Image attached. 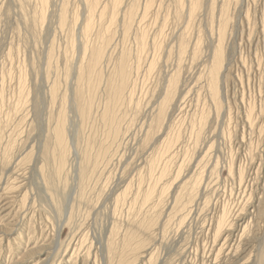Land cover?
Masks as SVG:
<instances>
[{
    "label": "rangeland",
    "instance_id": "obj_1",
    "mask_svg": "<svg viewBox=\"0 0 264 264\" xmlns=\"http://www.w3.org/2000/svg\"><path fill=\"white\" fill-rule=\"evenodd\" d=\"M203 263L264 264V0H0V264Z\"/></svg>",
    "mask_w": 264,
    "mask_h": 264
},
{
    "label": "bare ground",
    "instance_id": "obj_2",
    "mask_svg": "<svg viewBox=\"0 0 264 264\" xmlns=\"http://www.w3.org/2000/svg\"><path fill=\"white\" fill-rule=\"evenodd\" d=\"M86 29H87V27L85 28V30H86ZM88 29H89V27H88ZM218 51H219V50H218ZM215 55H216V53H215ZM219 55H220V54H218V56L216 55L214 66L212 65V66H213V69H212L211 72H209V73H211V77H210V83H209V81H208V84H209V87H208V88H209V91L211 92V94H212L213 97H214V96L216 97V94H217V89H216V88H217V76H218L217 73H218V71H219V69H220V59L218 58ZM213 60H214V59H213ZM207 86H208V85H207ZM209 95H210V94H209ZM261 127H262V126H261ZM256 134H257V133H256ZM255 137H256V136H255ZM168 144H171V142H168ZM249 144H250V143H249ZM60 146H61V145H60ZM62 147H63V146H62ZM235 149H236V148H235ZM196 160H197V159H196ZM211 160H212V159H211ZM165 162H166V161H165ZM207 163H208V162H207ZM208 165H209V164H208ZM163 166H164V165H163ZM181 168H182V167H181ZM236 169H237V168H236ZM179 172H180V171H179ZM162 174H163V173H162ZM199 174H200V173H199ZM204 174H205V173H204ZM234 175H235V174H234ZM205 176H206V175H205ZM194 179H195V178H194ZM199 179H200V178H199ZM202 179H203V178H202ZM195 180H196V179H195ZM197 182L199 183L200 181L198 180ZM203 182H204V181H203ZM203 182H202V183H203ZM186 183H187V182H186ZM194 183H195V182H194ZM204 183H205V182H204ZM250 183H251V182H250ZM184 184H185V182H184ZM191 184H193L192 181H191ZM196 185H197V184H196ZM199 185H201V184H198V186H199ZM203 186H204V185H203ZM207 186H208V183H207ZM184 187L186 188L187 186H184ZM184 187H183V188H184ZM194 187H197V186L194 185V186H192L191 189L193 190ZM200 187H201V186H200ZM178 188H179V187H178ZM186 190H187V189H186ZM186 190H185V191H186ZM192 190H191L190 192H192ZM195 190H196V188H195ZM195 190H194V191H195ZM198 190H199V188H198ZM201 190H202V189H201ZM205 190H206V189H205ZM182 191H183V190H182ZM180 192H181V191H180ZM187 192H188V191H187ZM190 192H189V193H190ZM195 192H196V191H195ZM198 192H199V191H198ZM214 193H215V192H214ZM178 194H179V193H178ZM185 194H187V193H185ZM191 194H192V193H191ZM193 194H194V192H193ZM189 196H190V194H189ZM4 197H5V196H4ZM175 197H176V196H175ZM179 197H180V196L178 195L176 198H179ZM191 197H192V196H191ZM7 198H8V197H7ZM149 198H150V197H149ZM176 198H175V199H176ZM192 198H193V197H192ZM219 198H221V197H219ZM234 200H235V199H234ZM175 201H176V200H175ZM188 201H189V199H188ZM177 202H178V201H177ZM186 202H187V200H186ZM189 202H190V201H189ZM175 203H176V202H175ZM178 203H179V202H178ZM217 203H218V202H217ZM8 204H9V203H8ZM183 204H184V203H183ZM185 205H186V204H185ZM185 205H184V206H185ZM179 206H180V205H179ZM182 206H183V205H182ZM256 206H257V205H256ZM183 208H184V207H183ZM221 213H222V215L225 214V213L223 214V212H221ZM5 215H7V214H5ZM5 215H4V217H5ZM222 217H223V216H222ZM222 217H221V218L219 217V218H220V220H219V222H218L219 224H216V225H217V226H216L217 229L215 228L216 231L214 230V231H215L214 233H216V237L219 236L220 232H223L222 230H223L225 224L222 223L223 221H221V220H222ZM219 218H218V219H219ZM224 220H225V219H224ZM223 224H224V225H223ZM232 225H233V224H232ZM245 225H246V224H245ZM245 225H244V226H245ZM251 225H252V224H251ZM227 226H228V225H227ZM244 226H243V227H244ZM243 227H242V228H243ZM249 227H250V226H249ZM226 229H228V228H226ZM229 229H230V228H229ZM243 229H244V228H243ZM245 229H246V228H245ZM224 230H225V228H224ZM242 231H246V230H242ZM242 231H241V232H242ZM243 233H244V232H242V234H243ZM229 235H230V234H229ZM214 236H215V234H214ZM227 236H228V235L225 236V239L227 238ZM240 236H241V235H240ZM218 238H219V237H218ZM218 238H217V239H218ZM214 239H216V238H214ZM221 239H222V238H221ZM222 241H223V240H222ZM222 241H221V242H222ZM223 242H224V241H223ZM223 242H222V243H223ZM220 245H221V244H219V246H220ZM224 245H226V244H224ZM224 245H222V246L224 247ZM73 246H74V245H73ZM220 247H221V246H220ZM230 247H231V246H230ZM230 247H228V250H229ZM221 248H222V247H221ZM221 248H220V249H221ZM220 249H219V250L217 249L218 251H217V250H215V251L219 253L220 251H222V250H220ZM222 249H224V248H222ZM232 249H233V248H232ZM228 250H226V251L229 252ZM233 250H234V249H233ZM245 252H246V251H245ZM231 253H232V252H231ZM215 254H216V253H215ZM221 254H222V253H221ZM227 254H228V253H227ZM235 254H236V253H235ZM235 254H234V255H235ZM232 255H233V253H232ZM215 256H216V257H214V258H219V255H218V257H217V255H215ZM223 256H224V255H223ZM230 256H231V254H230ZM226 257H227V256H226ZM226 257H225V258H226ZM95 259H96V258H95ZM234 259H235V258H234ZM225 260H226V259H225ZM220 261H221V260H220ZM203 262H204V261H203ZM230 262H231V261H230ZM242 263H244V262H242ZM203 264H204V263H203Z\"/></svg>",
    "mask_w": 264,
    "mask_h": 264
}]
</instances>
